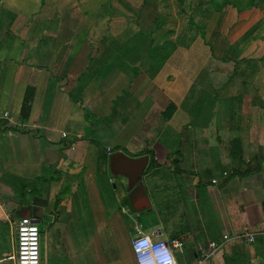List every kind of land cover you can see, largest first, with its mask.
Segmentation results:
<instances>
[{"label": "crops", "instance_id": "crops-1", "mask_svg": "<svg viewBox=\"0 0 264 264\" xmlns=\"http://www.w3.org/2000/svg\"><path fill=\"white\" fill-rule=\"evenodd\" d=\"M175 3L160 21L158 0H0V264H15L19 210L33 199L40 264H136L137 230L178 239L177 264H198L243 228L254 241L231 240L207 264H264V61L258 76L256 43L240 62L224 48L195 55L192 0L181 15ZM130 22L154 43L128 45ZM118 153L146 157L144 170L116 168Z\"/></svg>", "mask_w": 264, "mask_h": 264}, {"label": "rangeland", "instance_id": "rangeland-1", "mask_svg": "<svg viewBox=\"0 0 264 264\" xmlns=\"http://www.w3.org/2000/svg\"><path fill=\"white\" fill-rule=\"evenodd\" d=\"M184 1L185 0H177L178 3H175V8H179L178 15H181V13H186L184 9L185 8ZM173 2L174 0H158V6H155V0H154L155 9L157 7L160 9V21L163 20V17L161 16L168 18V14L171 15L173 13V10H174L172 6ZM225 2L226 0H217L215 2L213 0H192L193 7L188 6L190 8V12H192L189 15L190 22L194 23L193 24L194 27L192 29H194L195 37L193 38V41H195L194 44L197 46V48L195 49L198 50L194 52V54L198 56L206 55L207 51L210 50L211 57H213L212 59H215L216 57H220L221 55L220 52L216 51L217 48L219 49L224 48L225 52L224 54L222 53L224 55V58L227 59V57H230V58H233L231 62H234V60H239L240 62L245 59V54H249L248 52H245V50H247V48L253 43H256V59L255 60L257 62V67H258L257 75L259 76L260 62L264 61V53L262 52L264 50V0H257L255 6L251 7L250 9L247 8L246 10L244 7L245 5H247V1L243 0L241 2L243 6L240 5V9L241 7L244 9H241V11H238V12L236 11V9L232 8L230 5H224ZM205 5H207L208 12L204 8ZM199 9L200 10L205 9L204 11L205 13L201 14L200 12H198ZM154 13H156V15L151 12L149 16L150 19H152L154 16L156 17L158 16L157 12H154ZM173 23L174 22H171L170 20L171 25L169 26V20H165V24H163L164 25L163 28L159 32L157 31L158 34L160 35L161 42H164L165 40H168V38L171 37L169 35V32H170L169 28L174 27ZM178 23H181V22H178ZM243 23L252 24L250 27L253 29L251 30V33L256 32L254 34L255 35L257 34V38L255 39L254 42L251 41L252 40V38L250 37L252 36L251 33L245 39L241 40V34H242L243 29H241L240 26L241 25L243 26ZM176 26H178L177 28H180L181 24L179 25L176 24ZM129 29L131 30V32L130 34L127 35L124 41L130 46H135L136 45L135 42H137L138 44H141L142 42L144 43V41L150 43V41L152 40L149 34H144L143 39L139 38L137 41V38L134 36V32L136 28L134 27L133 22H130ZM206 30H207V33H206ZM237 40L238 41L241 40V42L237 43L238 42ZM239 45H241L242 49L245 48L244 51L243 52H239V51L233 52L234 47L239 46ZM202 51H204L205 53H202ZM247 61H249V59H247ZM262 71L264 72V70ZM219 77L221 78L220 75L215 74V78H212L211 76V79L207 82V86H206L207 89H206L205 94L208 95L209 97H213L214 94H217L216 89H219V83H220ZM229 78H230L229 76L226 77L227 80ZM225 81L222 80L221 87L223 86ZM232 81H233V78H232ZM220 90L222 92H226L225 88L220 89ZM258 92H259V88H258ZM260 93L258 94V100L263 101V102L259 101V103H260V106L264 108V92H260ZM164 135L165 133L161 134L159 138L160 141L161 139H163ZM114 146L116 145H113V147ZM113 149L120 150V146H118V148H113ZM176 159H177L176 157H172L170 159L172 162V165H175ZM158 172L161 173L162 171H158ZM217 172L218 170L215 173ZM177 181L181 182V179L179 178V176L177 177ZM114 182L116 186H118L117 182L116 181ZM110 186L112 187V183ZM42 226H43V223L39 225L40 228ZM5 230L6 229L3 226L0 227V238L3 235V232ZM108 259L109 257L106 255L105 260H108Z\"/></svg>", "mask_w": 264, "mask_h": 264}, {"label": "built area", "instance_id": "built-area-1", "mask_svg": "<svg viewBox=\"0 0 264 264\" xmlns=\"http://www.w3.org/2000/svg\"><path fill=\"white\" fill-rule=\"evenodd\" d=\"M8 114L5 113L4 117ZM216 184V181H212ZM137 230V228H136ZM131 240L130 246L136 264H177L174 256V249L179 248L178 239H160L161 233L153 231L150 236L141 234ZM247 239L253 242L254 238L247 229H242L235 236L223 235L218 241H211L208 244L205 260L198 264H207L216 251L223 248L231 240ZM40 229L34 218H21L14 230V254L10 258L15 264H40Z\"/></svg>", "mask_w": 264, "mask_h": 264}, {"label": "water", "instance_id": "water-1", "mask_svg": "<svg viewBox=\"0 0 264 264\" xmlns=\"http://www.w3.org/2000/svg\"><path fill=\"white\" fill-rule=\"evenodd\" d=\"M147 163L146 157H141L139 159H133L128 158L122 153H118L115 160V167L118 169H133V168H139L141 171L144 170ZM138 183V189L142 188V185L139 183V179L135 181ZM131 200V199H130ZM131 204L133 208L136 210L132 200ZM42 207L40 206V203L37 202L35 199L31 200L30 203L26 206H23L19 210V217H31L34 218L36 223H40L42 219Z\"/></svg>", "mask_w": 264, "mask_h": 264}, {"label": "trees", "instance_id": "trees-1", "mask_svg": "<svg viewBox=\"0 0 264 264\" xmlns=\"http://www.w3.org/2000/svg\"><path fill=\"white\" fill-rule=\"evenodd\" d=\"M214 2L215 1H217V0H213ZM243 0H226V2L224 3V5H230L232 8H234V9H236V11L238 12V11H241V9H244L245 8V10L248 8V9H250L251 7H253V6H255V4H256V2H257V0H246L247 1V5H245V7L244 8H242L241 7V9H240V5L241 6H243V4H241V2H242ZM224 2V1H223ZM215 9V8H214ZM206 10H207V8H206ZM205 10H203V12H204ZM212 11V10H211ZM207 12H208V10H207ZM194 23L192 22V25H193ZM150 43H151V45L154 43V41L153 40H151L150 41ZM166 44H167V42H166ZM23 107H24V109L25 108H27V102L26 103H24V105H23ZM144 155H148L149 157H150V159H151V163H150V165L151 164H153V152L151 151V150H146V152L145 153H143ZM262 208H263V212H264V202H263V204H262Z\"/></svg>", "mask_w": 264, "mask_h": 264}]
</instances>
